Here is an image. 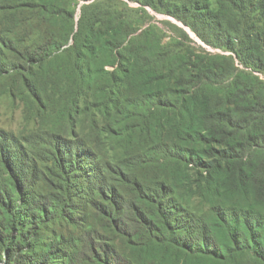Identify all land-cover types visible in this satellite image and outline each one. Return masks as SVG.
Returning a JSON list of instances; mask_svg holds the SVG:
<instances>
[{"label":"rangeland","instance_id":"rangeland-1","mask_svg":"<svg viewBox=\"0 0 264 264\" xmlns=\"http://www.w3.org/2000/svg\"><path fill=\"white\" fill-rule=\"evenodd\" d=\"M85 6H92L89 18L104 10L122 17L118 21L129 24L130 31L125 36L114 25L109 31L106 25L80 29ZM94 33L119 40L121 52L136 49L150 65H168L173 56L181 58V65L191 64L195 53L232 57L236 67L264 83V74L243 68L229 51L207 46L183 22L131 0H0V230L9 235L0 245V264H102L103 251L112 264H180V251L170 236L143 231L142 220L129 212L114 215L129 234L121 235L106 217L103 207L109 200L118 199L116 209L125 210L139 182L153 190L165 177L170 182L176 176L161 159L159 148L168 134L162 111L139 114L119 104L104 108L102 81L83 77V70L107 63L79 59ZM41 44H51L52 53L33 66L26 54ZM119 80L115 97L122 100ZM128 91L137 94L133 87ZM180 170L193 182L201 178L192 166ZM178 193L192 212L202 215L212 205L234 202L196 199L182 188ZM39 210L46 211L36 223ZM167 217L179 238L174 214ZM136 227L141 236L132 239ZM22 239L24 255L10 261L9 246Z\"/></svg>","mask_w":264,"mask_h":264},{"label":"trees","instance_id":"trees-1","mask_svg":"<svg viewBox=\"0 0 264 264\" xmlns=\"http://www.w3.org/2000/svg\"><path fill=\"white\" fill-rule=\"evenodd\" d=\"M131 1L173 16L207 46L229 51L243 68L264 74V0ZM91 8L82 7L80 29L85 24L91 28L106 25L109 31L114 25L125 36L130 31L129 24L118 21L122 17L104 10H96L98 14L92 13L89 18ZM78 39L76 35L75 41ZM90 40L85 42L89 43L84 46L87 52L79 59H105L107 63L95 70H83V77L94 75L102 81L104 108L119 104L139 114L162 111L168 134L159 148L161 159L176 176L170 182L165 177L153 185V190L139 182L125 210L116 209L120 207L118 199L109 200L106 208L102 206L108 212L106 217L112 219L113 232L129 235L123 233L121 220L114 216L116 213L120 218L119 213L129 212L142 220L139 227L143 231L151 235L159 230L174 239L180 264H264V83L236 67L232 57L195 53L196 62L191 60V64L181 65V58L175 60L173 56L168 65H150L148 57H142L136 49L121 52L119 46L123 44L119 40L113 42L95 33ZM99 46L103 49L97 50ZM52 49L51 44L38 45L27 52L26 58L31 65L39 66ZM118 79L122 87L117 93L122 100L120 95L115 97ZM130 87L137 90L135 96L129 94ZM59 165L65 167L61 161ZM190 166L201 175L195 182L181 174L180 168ZM122 183L126 181L122 179ZM179 188L195 193L196 199L216 202L223 197L234 202L212 205L204 215L196 214L189 202L177 197L181 196ZM46 210L36 213V223ZM168 213L174 214L175 229L182 232L179 238ZM28 217L32 215L26 214ZM138 229L132 232V239L140 238ZM2 231L0 245L4 247L9 235ZM23 241L9 246L10 261L24 255ZM103 253L107 258V252ZM106 258L98 262L112 264L111 255Z\"/></svg>","mask_w":264,"mask_h":264}]
</instances>
